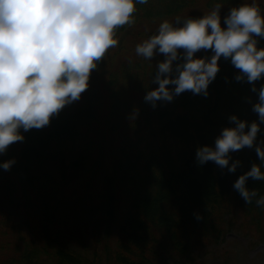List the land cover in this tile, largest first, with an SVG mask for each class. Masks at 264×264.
<instances>
[{
    "label": "trees",
    "instance_id": "1",
    "mask_svg": "<svg viewBox=\"0 0 264 264\" xmlns=\"http://www.w3.org/2000/svg\"><path fill=\"white\" fill-rule=\"evenodd\" d=\"M253 2L264 15V0L136 4L134 23L116 29L118 45L97 62L80 99L47 126L20 129L24 139L0 154V164L14 160L9 170L0 167V264H96L90 239L112 264H205L202 252L223 239L237 214L264 234V208L255 199L246 204L233 188L260 163L255 146L231 153L230 165L241 161L234 173L195 158L198 146H214L222 130L234 126L232 114L249 127L258 120L252 110L258 93L237 81L238 70L221 57L207 96L185 91L153 107L145 95L158 87L156 65L166 57L145 60L135 53L165 20L179 27L221 3L223 24L231 8ZM247 186L264 195V181L249 178Z\"/></svg>",
    "mask_w": 264,
    "mask_h": 264
},
{
    "label": "clouds",
    "instance_id": "2",
    "mask_svg": "<svg viewBox=\"0 0 264 264\" xmlns=\"http://www.w3.org/2000/svg\"><path fill=\"white\" fill-rule=\"evenodd\" d=\"M137 3L147 0H0V154L24 139L20 129L45 127L65 105L80 99L97 62L118 45L116 29L134 23ZM222 6L216 3L203 17L179 27L165 20L157 33L136 45L135 53L145 60L157 53L166 57L156 65L153 82L158 87L145 95L153 107L185 91L207 96L221 57L238 70L237 81L252 85L258 93L252 109L258 120L249 127L232 114L234 126L225 127L214 146H198L195 158L199 165L211 161L234 173L241 161L230 165L231 153L255 146L260 163L240 175L233 188L246 204L255 199L264 208V195L247 186L249 178L264 181V140L257 143L264 123V85L256 84L264 79V47H258L264 15L255 2L245 3L231 8L222 24ZM201 50L212 55L196 56ZM13 163L7 160L0 167L9 170Z\"/></svg>",
    "mask_w": 264,
    "mask_h": 264
},
{
    "label": "rangeland",
    "instance_id": "3",
    "mask_svg": "<svg viewBox=\"0 0 264 264\" xmlns=\"http://www.w3.org/2000/svg\"><path fill=\"white\" fill-rule=\"evenodd\" d=\"M89 243L92 245L88 253L92 258L95 257L96 264H112L106 260L100 243L95 244L91 239ZM202 253L200 260L205 264H264V234L257 235L245 217L237 214L229 219L223 239ZM175 264L189 263L179 261Z\"/></svg>",
    "mask_w": 264,
    "mask_h": 264
}]
</instances>
